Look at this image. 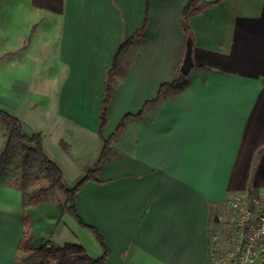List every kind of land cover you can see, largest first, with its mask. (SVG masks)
Returning <instances> with one entry per match:
<instances>
[{
	"label": "crops",
	"instance_id": "crops-1",
	"mask_svg": "<svg viewBox=\"0 0 264 264\" xmlns=\"http://www.w3.org/2000/svg\"><path fill=\"white\" fill-rule=\"evenodd\" d=\"M190 1L0 0V69H15L6 86L0 73V101L24 133H42L70 187L99 160L107 73L147 9L120 60L104 135L174 80L189 36L195 61L182 88L127 120L97 178L78 191L79 219L64 194L35 197L7 164L0 264H26V230L35 247L79 243L98 258L94 228L108 264H212L230 194L264 189V0H201L210 4L186 31Z\"/></svg>",
	"mask_w": 264,
	"mask_h": 264
},
{
	"label": "trees",
	"instance_id": "trees-1",
	"mask_svg": "<svg viewBox=\"0 0 264 264\" xmlns=\"http://www.w3.org/2000/svg\"><path fill=\"white\" fill-rule=\"evenodd\" d=\"M201 0H191L183 12V26L186 31H188V19L193 14L201 12L204 7L210 3H200ZM148 12V9H147ZM147 12L145 16L144 25L138 31H136L132 37L123 41L118 51L114 57L113 63L108 70L107 79L104 89V97L101 105L100 113V128L99 134L103 140V150L99 157V160L95 165L88 170V172L77 182L76 185L70 187L65 183L64 173L62 169L47 155L43 146V136L42 133H35L28 135L23 131V125L21 120L12 114L11 112L0 108V118L4 121L8 128V138L6 142L5 149L0 155V177L4 170L6 169L8 159L11 157V151L14 147L16 141L23 142V148L25 150V155L22 159V166L24 170V175H27L33 160L37 159L42 169L45 172L46 178L49 180V185L45 187H40L32 192L35 197H41L43 194L49 193L51 191H60L65 196L64 206L70 211L75 217L79 219L77 211V194L84 183L90 179H96L97 174L101 168L102 163L105 161L111 143L114 139L121 136L122 132L126 128L127 120L132 117H141L145 111L156 104L164 100L168 93L175 89H180L184 86L186 82V76L181 71L170 82L163 83L158 91L155 98L148 100L144 106L137 113H127L123 116L121 121L118 123L117 127L109 136L104 135V130L108 124V115L110 104L115 93L114 81L118 74V67L120 60L127 49L133 44L134 40L141 36L144 30V26L147 20ZM199 68H205L202 65H197ZM264 149L261 148L259 152ZM249 195L252 196L254 190L250 185ZM94 231L99 238L100 242L104 246V253L98 258L91 257L86 248L79 243H67L63 246H53L44 243L38 247L33 245V235L30 231L26 230L20 241V250L25 253L24 261L26 264H108L107 257L109 249L104 243L102 235L94 228ZM29 262V263H28Z\"/></svg>",
	"mask_w": 264,
	"mask_h": 264
},
{
	"label": "rangeland",
	"instance_id": "rangeland-1",
	"mask_svg": "<svg viewBox=\"0 0 264 264\" xmlns=\"http://www.w3.org/2000/svg\"><path fill=\"white\" fill-rule=\"evenodd\" d=\"M14 70L13 68H2L0 69L2 81L1 85L6 86L4 83H6L7 80H10L14 76ZM7 88H5L6 90ZM4 87L0 86V93L3 94ZM1 100V99H0ZM5 105L0 101V107L5 108ZM8 128L4 121L0 118V155L5 149L7 138H8ZM25 150L23 148V142L16 141L14 144V147L11 151V157L8 159L7 164H11V167H14L16 170L19 171L20 177L17 178L19 181H25L27 184L30 183L34 186L35 190L39 189L40 187H45L49 185V180H45V172L42 169L41 165L39 164V161L37 159L33 160V163L28 170L31 171L32 176L23 175L24 172L23 166H22V159L25 155ZM30 188L32 186L29 185ZM34 190V191H35ZM263 190V189H262ZM261 191V190H260ZM259 191H254V194L258 193ZM242 195H248V191L239 190L234 193L230 194V197L228 199V208L226 212H223V221H224V228L222 231V235H225L221 239L217 238V242L214 245L215 254L212 256V264L216 263V260L220 258V256L224 255L227 257L230 255L233 251H239V248L242 246V231L238 228V217L241 212L240 209L233 207V201L236 200L237 196ZM228 245V246H227ZM96 258V257H95ZM27 263V262H26ZM29 263V262H28ZM32 262H30L31 264ZM55 264V263H53ZM223 264H233V261L231 259L226 258V261Z\"/></svg>",
	"mask_w": 264,
	"mask_h": 264
},
{
	"label": "built area",
	"instance_id": "built-area-1",
	"mask_svg": "<svg viewBox=\"0 0 264 264\" xmlns=\"http://www.w3.org/2000/svg\"><path fill=\"white\" fill-rule=\"evenodd\" d=\"M233 207L241 210L237 226L242 231V246L227 257L220 256L215 264H223L226 258L233 264H264V189L252 196H237Z\"/></svg>",
	"mask_w": 264,
	"mask_h": 264
},
{
	"label": "water",
	"instance_id": "water-1",
	"mask_svg": "<svg viewBox=\"0 0 264 264\" xmlns=\"http://www.w3.org/2000/svg\"><path fill=\"white\" fill-rule=\"evenodd\" d=\"M195 65L194 56H193V39L188 37L186 45V53L181 65V72L185 75H188L192 68Z\"/></svg>",
	"mask_w": 264,
	"mask_h": 264
}]
</instances>
